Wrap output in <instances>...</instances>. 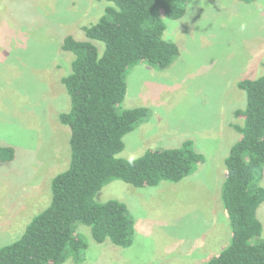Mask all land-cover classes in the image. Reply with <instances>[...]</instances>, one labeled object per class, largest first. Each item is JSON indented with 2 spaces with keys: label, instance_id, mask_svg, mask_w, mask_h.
I'll list each match as a JSON object with an SVG mask.
<instances>
[{
  "label": "rangeland",
  "instance_id": "rangeland-1",
  "mask_svg": "<svg viewBox=\"0 0 264 264\" xmlns=\"http://www.w3.org/2000/svg\"><path fill=\"white\" fill-rule=\"evenodd\" d=\"M105 0H0V146L14 158L0 162V247L16 240L51 202V179L67 169L70 131L58 120L70 108L61 78L74 54L62 49L67 35L87 39L83 26L104 13ZM163 38L179 54L164 70L142 63L127 74L121 109L144 107L147 115L123 137L117 157L176 148L187 140L202 155L178 182L135 187L119 179L94 199H116L133 219L129 246L96 242L77 223L87 246L80 260L58 264H204L231 240L220 200L224 160L240 138L231 124L246 96L245 78L264 73V0H190L183 16L163 17ZM94 42L100 53L103 43ZM264 187V169L261 179ZM264 238V201L257 210Z\"/></svg>",
  "mask_w": 264,
  "mask_h": 264
},
{
  "label": "trees",
  "instance_id": "trees-1",
  "mask_svg": "<svg viewBox=\"0 0 264 264\" xmlns=\"http://www.w3.org/2000/svg\"><path fill=\"white\" fill-rule=\"evenodd\" d=\"M105 1L99 19L82 27L87 39L67 35L62 43L63 50L74 54L70 72L61 78L70 108L58 114L70 131L69 165L51 179L50 204L30 220L20 237L0 247V264L80 260L87 244L76 232L77 223L90 227L96 242L108 238L129 246L134 231L127 207L116 199L97 202V191L114 179L135 187L178 182L202 160L190 140L176 148L147 150L132 160L117 157L124 135L147 115L144 107L120 108L128 70L142 63L164 70L172 63L179 48L162 37L163 17L180 18L190 0ZM92 41L103 43L102 53ZM238 87L246 105L234 114L244 123L231 124L241 136L224 160L226 177L220 191L231 240L204 264H264L262 223L257 217L264 201V73L240 80ZM13 158L12 147L0 146V162Z\"/></svg>",
  "mask_w": 264,
  "mask_h": 264
}]
</instances>
